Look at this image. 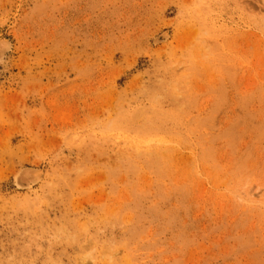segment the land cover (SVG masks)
<instances>
[{
    "label": "rangeland",
    "instance_id": "rangeland-1",
    "mask_svg": "<svg viewBox=\"0 0 264 264\" xmlns=\"http://www.w3.org/2000/svg\"><path fill=\"white\" fill-rule=\"evenodd\" d=\"M2 40L0 264H264V0H0Z\"/></svg>",
    "mask_w": 264,
    "mask_h": 264
},
{
    "label": "bare ground",
    "instance_id": "bare-ground-1",
    "mask_svg": "<svg viewBox=\"0 0 264 264\" xmlns=\"http://www.w3.org/2000/svg\"><path fill=\"white\" fill-rule=\"evenodd\" d=\"M153 40L156 43L159 40V38L154 37ZM10 48H11V44L9 41H7V40L0 41V62H2L4 60V56H5L6 52L10 50ZM13 173H14L13 183L17 188H30V186L33 183L37 182L40 178L39 170H37L33 167H21ZM111 256H109V257H111Z\"/></svg>",
    "mask_w": 264,
    "mask_h": 264
}]
</instances>
